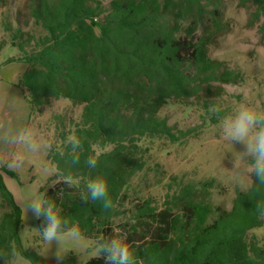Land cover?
Instances as JSON below:
<instances>
[{
	"label": "trees",
	"instance_id": "1",
	"mask_svg": "<svg viewBox=\"0 0 264 264\" xmlns=\"http://www.w3.org/2000/svg\"><path fill=\"white\" fill-rule=\"evenodd\" d=\"M219 2L111 0L105 8L98 0H31L29 16L45 34L31 52L25 50L31 37L23 40L20 29L12 37L22 56L8 63L29 66L18 85L32 108L58 99L82 106L79 121L47 155L71 183L54 175L44 196L79 226L84 238L94 241L117 229L127 233L137 264H264V246L248 236L264 226L255 211L264 188L237 191L228 210L210 201L213 179L170 178L160 204L132 188L133 179L148 167L149 144H175L191 134L175 131L159 117L168 102L189 107L201 100L207 109L211 98L224 93L223 85L241 81L208 55L221 28ZM239 2L254 8L248 26L261 21L264 30V0ZM68 136L81 143L77 165L70 163ZM89 156L98 160L95 169L85 164ZM2 173L13 176L0 170V199L8 207L0 217V250L19 252L30 264H56L22 248L21 210ZM97 176L107 181L109 210L100 201L80 198L87 180ZM41 228L42 220H37ZM63 264L77 263L70 254ZM88 264L105 261L93 258Z\"/></svg>",
	"mask_w": 264,
	"mask_h": 264
},
{
	"label": "rangeland",
	"instance_id": "2",
	"mask_svg": "<svg viewBox=\"0 0 264 264\" xmlns=\"http://www.w3.org/2000/svg\"><path fill=\"white\" fill-rule=\"evenodd\" d=\"M108 8L111 0H98ZM240 0H220L218 4V19L220 30L214 36L209 46L208 55L211 59L222 62L227 69L238 73L241 81L236 85H223L224 93L218 98H211L208 107L202 106V101L193 100L189 107L168 102L159 112V117L165 118L168 125L175 131L191 134L180 142L171 144L166 140L154 141L147 145V169L136 176L132 181V188L137 195L151 197L160 204L166 194V185L170 178L177 177L184 182H199L208 179L214 180L210 201L214 206L230 209L232 200L237 191H241L232 179V152L230 144L221 140L218 132V118L210 112V106L217 104L223 111L221 115L230 111L235 105L245 100L264 108V30H261V21L248 26L250 14L254 8L247 4L240 5ZM31 0H0V98L7 97L9 101L16 100L18 108L9 112L0 103V119H11L14 123L28 124L37 133L46 135L58 147L61 144L60 135L73 129V125L80 119L82 106L73 105L65 99L52 100L49 105L32 108L26 101V91L18 85L20 76L28 69L25 63L9 59H18L22 53L14 45L12 37L17 29L25 35L26 40L31 37L30 43L25 46L27 52L34 49V41L45 32L36 26L29 16L28 4ZM208 6V10H212ZM186 23L183 24L185 26ZM200 31H198L199 33ZM217 85V84H216ZM20 98V99H17ZM67 136V135H66ZM70 138V136H68ZM236 151H243L240 144L234 145ZM28 164L19 173L5 167L13 176L2 173L6 189L12 195L19 207L22 196L29 193L30 187H37L44 196L45 190L50 187L48 180L54 174H46L44 166L53 167L47 156L28 157ZM20 208V207H19ZM8 207L0 199V217ZM22 226L20 242L24 250L38 254L43 253L47 245L43 244L37 229V219L31 213L27 218L21 212ZM249 237H255L261 246H264V226L249 232ZM65 247L72 250L77 248L91 249L89 255H95L94 241L84 238L81 241L66 242ZM56 245L44 259L54 262L52 255ZM78 264V256L70 252ZM93 259V258H91ZM21 264H30L27 260Z\"/></svg>",
	"mask_w": 264,
	"mask_h": 264
},
{
	"label": "clouds",
	"instance_id": "3",
	"mask_svg": "<svg viewBox=\"0 0 264 264\" xmlns=\"http://www.w3.org/2000/svg\"><path fill=\"white\" fill-rule=\"evenodd\" d=\"M17 99H20L17 97ZM9 112L18 108L16 100L9 101L7 97L0 98ZM223 109L217 104L210 106V112L217 116L218 132L222 141L230 144L232 152V179L241 191L255 188L259 191L264 188V108L245 100L235 105L230 111L221 115ZM243 146V151H236L234 145ZM70 163L77 165L80 162V141L70 137L68 141ZM55 145L46 135L37 133L28 124L14 123L11 119H0V167L19 173L28 164V157H42L55 151ZM89 169H95L98 160L89 156L85 161ZM46 174L62 176L66 183H71L70 176H63L61 170L44 166ZM85 191L81 192L82 201H100L105 210L112 208L107 181L102 176L87 180ZM20 210L27 218L31 213L34 219L42 220V228L36 229L46 250L38 254L47 257L56 245L52 254L56 264H63L68 253L73 252L78 256V264H88L91 258L103 257L105 264H137L132 251L127 233L117 229L111 236H98L94 240L95 255L90 256L91 249H68L66 242L81 241L82 233L78 225L62 214V210L54 200L42 196L37 187H30L29 193L22 196ZM255 211L264 218V200H258ZM0 259L3 264H21L26 260L21 253L11 250H0Z\"/></svg>",
	"mask_w": 264,
	"mask_h": 264
}]
</instances>
